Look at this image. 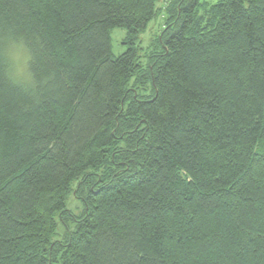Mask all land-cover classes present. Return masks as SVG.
I'll return each instance as SVG.
<instances>
[{"label":"trees","instance_id":"16d2710c","mask_svg":"<svg viewBox=\"0 0 264 264\" xmlns=\"http://www.w3.org/2000/svg\"><path fill=\"white\" fill-rule=\"evenodd\" d=\"M155 1L0 0V264H264V0H168L113 55Z\"/></svg>","mask_w":264,"mask_h":264},{"label":"rangeland","instance_id":"374dc122","mask_svg":"<svg viewBox=\"0 0 264 264\" xmlns=\"http://www.w3.org/2000/svg\"><path fill=\"white\" fill-rule=\"evenodd\" d=\"M168 0H157L155 1L156 12L153 18L147 23L145 29L137 32L131 36V41H128L127 37L130 34L120 27H114L109 30L110 37V50L113 55H119L123 53L127 48L134 47L135 56L137 60L144 66L147 56L155 48L158 40L160 29L162 28V23L164 21L165 4ZM206 1L212 3L215 0H200V2ZM132 43V44H131ZM10 61V75L18 80H27V60L28 55L23 48L21 43H11L9 45V51L7 53ZM149 82L142 85V93H147ZM74 181L71 182V187H74ZM65 207L67 210L71 211L73 215H79L81 213L82 204L79 199H76L72 194H69L65 200ZM74 222L68 220V225L72 228ZM57 235L53 238H60V234L64 233L63 224L58 222Z\"/></svg>","mask_w":264,"mask_h":264}]
</instances>
